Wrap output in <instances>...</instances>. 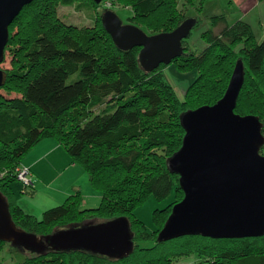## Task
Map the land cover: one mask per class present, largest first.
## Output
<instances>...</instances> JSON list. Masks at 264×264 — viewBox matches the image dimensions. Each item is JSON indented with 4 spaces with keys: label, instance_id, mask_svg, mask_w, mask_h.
<instances>
[{
    "label": "trees",
    "instance_id": "1",
    "mask_svg": "<svg viewBox=\"0 0 264 264\" xmlns=\"http://www.w3.org/2000/svg\"><path fill=\"white\" fill-rule=\"evenodd\" d=\"M75 1L32 0L9 25L6 47L21 46V65L5 71L0 89L20 97L7 99L0 94V192L15 224L27 232L42 236L88 221L126 216L134 248L123 259L81 249L47 248L41 254L31 252L17 264H174L191 254L204 257L208 264H264V234L232 239L185 235L158 241L167 218L155 216L156 229L148 233L133 213L150 195L163 199L174 191L167 214L183 197L179 176L166 164L184 136L180 117L220 99L238 60L244 82L234 112L257 116L264 135V112L245 110L242 105L244 95L254 94L264 102V39L258 40L244 20L229 23L224 14L212 15L203 36L207 44L191 64L198 76L180 98L163 69L166 65L145 70L138 59L140 47H117L102 26V16L98 30L67 28L56 10ZM87 1L99 7L109 0ZM115 1L128 6L130 19L150 34L171 31L184 20L177 9L180 0ZM236 44L240 57L232 66ZM182 57L184 51L175 59ZM47 137L54 138L88 174L91 187L101 195L98 206L84 208L79 191L43 210L40 218L18 204L11 186L15 169ZM260 153L264 154V145ZM142 241L151 244L142 246Z\"/></svg>",
    "mask_w": 264,
    "mask_h": 264
},
{
    "label": "water",
    "instance_id": "2",
    "mask_svg": "<svg viewBox=\"0 0 264 264\" xmlns=\"http://www.w3.org/2000/svg\"><path fill=\"white\" fill-rule=\"evenodd\" d=\"M31 1L0 0V62L9 39V25ZM101 22L117 47H140V65L151 71L182 54V40L189 36L195 20L184 19L173 30L156 34L123 24L109 10L102 14ZM6 77L0 69V87ZM243 82V65L238 60L220 99L181 115V146L166 164L179 176L183 197L172 206L158 232V241L185 235L232 239L264 234V154L260 153L264 145L263 123L255 115L234 112ZM132 236L126 216L88 221L38 236L15 224L0 192V241L14 247L38 254L47 248L81 249L123 259L133 251Z\"/></svg>",
    "mask_w": 264,
    "mask_h": 264
},
{
    "label": "rangeland",
    "instance_id": "3",
    "mask_svg": "<svg viewBox=\"0 0 264 264\" xmlns=\"http://www.w3.org/2000/svg\"><path fill=\"white\" fill-rule=\"evenodd\" d=\"M109 1H111L109 6L103 5L104 3L102 1L100 6L96 7L87 0H76L70 6H59L56 10V14L62 23L69 29L73 28L74 30L75 28V30H77L80 28H86L95 31L99 29L98 25H100V17L106 10H109L114 12L123 24H133L140 28L142 27L148 34H150L144 26H141V24L137 23L135 20L130 19L132 12L128 6L122 5L115 0ZM177 9L181 14V20L194 19L197 21V24L191 29L189 36L182 41L185 57L179 59L173 58L170 63L165 64L166 66L163 68L168 80L177 91L178 96L183 98L187 91V87L195 82L198 76V69L194 68L191 64L195 55L201 52L207 44L203 36L204 31H207L210 27L211 16L215 14H226V16L228 15L227 18L229 20L231 19V22L233 23L235 19L234 14L238 13V5L235 0H180ZM6 46L4 50V58L0 62V69L4 71L18 70L21 65L18 57L21 46H18V44L8 45V47ZM239 47L240 45H234L236 55L232 56V66L236 59L240 57L239 52H237L239 51ZM261 77L262 76L259 78ZM0 94L7 99L20 97V94L15 91L7 92L3 89H0ZM262 104H264V102L262 103V98L260 102L259 99L256 100V95L254 94L252 96H243L242 105L245 110L252 109L255 112H264ZM19 195L20 194L18 193V196ZM31 195L29 189H27L23 196H25L28 201V203H26V206L28 207H26L25 210L22 207L21 208L27 213L36 215L38 218H40L43 210L57 205H47L48 207L45 205V207L41 209V203L38 200H35V198H31ZM173 200H175L174 191H171V193L163 199H157L150 195L133 210V213L137 219L142 221L145 230L148 233H152L157 225L154 217L158 216L163 218L165 216L164 218L166 219L171 212L169 210V214H167L165 211L167 209L166 206ZM92 222L96 223L100 221L93 220ZM161 224H158V226ZM48 230H51V228ZM156 233L154 234V237L156 236ZM150 244V241L140 242V245L142 246H149ZM32 255L33 254H31L30 251L14 247L10 243L6 242L0 244V264H17L23 261L27 256L31 257ZM174 264H208V262L202 256L191 254L177 258Z\"/></svg>",
    "mask_w": 264,
    "mask_h": 264
},
{
    "label": "crops",
    "instance_id": "4",
    "mask_svg": "<svg viewBox=\"0 0 264 264\" xmlns=\"http://www.w3.org/2000/svg\"><path fill=\"white\" fill-rule=\"evenodd\" d=\"M235 1L238 5V13L234 14V21H246L257 39H264V0ZM227 21L232 23L231 19L227 18ZM19 165L29 167L32 181L31 187L28 188L29 193L32 194L31 198L41 203V209L45 205L48 207L47 205L60 204L68 195L76 191H79L83 197L84 208L96 207L100 203L101 195L91 187L88 174L78 164L72 162L70 156L52 137L38 141L22 158ZM11 186L18 204L25 210L28 201L23 194L27 190H23L18 181L13 182Z\"/></svg>",
    "mask_w": 264,
    "mask_h": 264
},
{
    "label": "built area",
    "instance_id": "5",
    "mask_svg": "<svg viewBox=\"0 0 264 264\" xmlns=\"http://www.w3.org/2000/svg\"><path fill=\"white\" fill-rule=\"evenodd\" d=\"M105 6H109L110 2L106 1L104 2ZM15 179L16 181H18L22 187L23 190H27L28 188L31 187L32 185V181H31V171L29 169L28 166L26 165H19L16 169H15Z\"/></svg>",
    "mask_w": 264,
    "mask_h": 264
}]
</instances>
